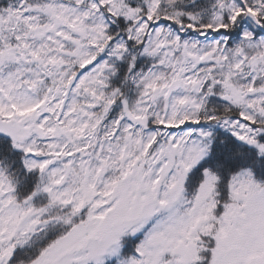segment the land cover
Listing matches in <instances>:
<instances>
[{
    "label": "snow or ice",
    "instance_id": "1",
    "mask_svg": "<svg viewBox=\"0 0 264 264\" xmlns=\"http://www.w3.org/2000/svg\"><path fill=\"white\" fill-rule=\"evenodd\" d=\"M0 264H264V0H0Z\"/></svg>",
    "mask_w": 264,
    "mask_h": 264
}]
</instances>
